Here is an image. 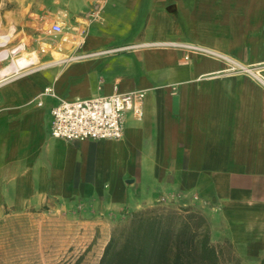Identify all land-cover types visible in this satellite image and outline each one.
I'll use <instances>...</instances> for the list:
<instances>
[{
	"label": "crops",
	"instance_id": "0c3cea01",
	"mask_svg": "<svg viewBox=\"0 0 264 264\" xmlns=\"http://www.w3.org/2000/svg\"><path fill=\"white\" fill-rule=\"evenodd\" d=\"M53 2L69 13L51 22L58 51L96 54H48L0 81V218L77 202L103 219L195 206L213 244L264 264V0ZM116 91H144L120 139L50 135L59 99Z\"/></svg>",
	"mask_w": 264,
	"mask_h": 264
},
{
	"label": "rangeland",
	"instance_id": "374dc122",
	"mask_svg": "<svg viewBox=\"0 0 264 264\" xmlns=\"http://www.w3.org/2000/svg\"><path fill=\"white\" fill-rule=\"evenodd\" d=\"M53 1L0 0V35H7L6 42L0 44V52L7 49L6 57L0 59V68L12 63L22 51L34 52L38 57L36 64L9 71L0 80L48 62L50 56L43 58L48 54L53 60L75 56L58 51L63 43L48 32L53 20L69 15L65 5L57 8ZM97 6L95 3L92 9ZM92 9L84 13L85 18L90 17ZM14 49L17 51L11 53ZM154 206L174 209L184 215L194 214L192 222L197 224L199 235L206 229L203 214L195 206L188 210L167 203L151 207ZM127 214L103 219L99 218L98 211L77 202L3 216L0 218V264H97L112 230L125 223ZM223 248V261L235 264L237 258L231 246L224 243Z\"/></svg>",
	"mask_w": 264,
	"mask_h": 264
},
{
	"label": "trees",
	"instance_id": "16d2710c",
	"mask_svg": "<svg viewBox=\"0 0 264 264\" xmlns=\"http://www.w3.org/2000/svg\"><path fill=\"white\" fill-rule=\"evenodd\" d=\"M193 216L158 206L130 211L97 264H227L222 246L210 241L207 226L199 235Z\"/></svg>",
	"mask_w": 264,
	"mask_h": 264
},
{
	"label": "built area",
	"instance_id": "2783aa9c",
	"mask_svg": "<svg viewBox=\"0 0 264 264\" xmlns=\"http://www.w3.org/2000/svg\"><path fill=\"white\" fill-rule=\"evenodd\" d=\"M100 7H94L88 20L99 17ZM48 32L57 37L62 32V25L53 22ZM199 52H211L209 49L191 44L175 43ZM134 47V46H128ZM94 53L72 56L82 58ZM72 59V58H70ZM51 93V89H45ZM144 91L114 92L109 95L85 99H59L51 108L50 135L65 140H104L120 139L123 135L126 112H131L138 119L142 116L141 100Z\"/></svg>",
	"mask_w": 264,
	"mask_h": 264
},
{
	"label": "bare ground",
	"instance_id": "6f19581e",
	"mask_svg": "<svg viewBox=\"0 0 264 264\" xmlns=\"http://www.w3.org/2000/svg\"><path fill=\"white\" fill-rule=\"evenodd\" d=\"M5 36H7V35H5ZM5 36L0 35V44H2V45L6 42L7 38ZM43 45H47V44L44 43ZM17 49L11 50L10 52L15 53L17 51ZM6 55H7V49L2 50L0 52V59L5 58ZM66 59H69V57L67 56V57L63 58V60H66ZM12 61L13 62L10 63L9 65H4L2 68H0V76H4L5 74L9 73V71H15V70L23 69V68H26L28 66H31L32 64H36L38 62V57L36 56V54L34 52L22 51L20 53V56L16 59L12 60ZM59 61H60V59L58 58V59L52 60L51 63H56ZM17 73H21V72H17ZM3 79H6V78H3Z\"/></svg>",
	"mask_w": 264,
	"mask_h": 264
},
{
	"label": "water",
	"instance_id": "95a60500",
	"mask_svg": "<svg viewBox=\"0 0 264 264\" xmlns=\"http://www.w3.org/2000/svg\"><path fill=\"white\" fill-rule=\"evenodd\" d=\"M168 8H169V9H172V8H173V5L169 6Z\"/></svg>",
	"mask_w": 264,
	"mask_h": 264
}]
</instances>
